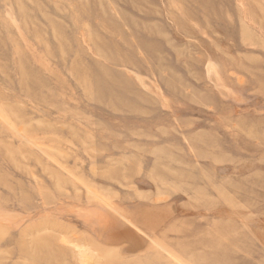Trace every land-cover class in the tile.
Instances as JSON below:
<instances>
[{
  "label": "rangeland",
  "instance_id": "374dc122",
  "mask_svg": "<svg viewBox=\"0 0 264 264\" xmlns=\"http://www.w3.org/2000/svg\"><path fill=\"white\" fill-rule=\"evenodd\" d=\"M0 264H264V0H0Z\"/></svg>",
  "mask_w": 264,
  "mask_h": 264
},
{
  "label": "bare ground",
  "instance_id": "6f19581e",
  "mask_svg": "<svg viewBox=\"0 0 264 264\" xmlns=\"http://www.w3.org/2000/svg\"><path fill=\"white\" fill-rule=\"evenodd\" d=\"M62 238V237H61ZM72 245V244H71Z\"/></svg>",
  "mask_w": 264,
  "mask_h": 264
}]
</instances>
